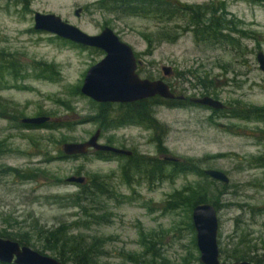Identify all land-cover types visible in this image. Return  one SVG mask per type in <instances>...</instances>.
I'll use <instances>...</instances> for the list:
<instances>
[{
	"label": "rangeland",
	"instance_id": "obj_1",
	"mask_svg": "<svg viewBox=\"0 0 264 264\" xmlns=\"http://www.w3.org/2000/svg\"><path fill=\"white\" fill-rule=\"evenodd\" d=\"M174 1L189 6L209 5V0ZM104 5L103 0H0V54L9 56L5 59L20 69L18 76L3 71L0 79V112L5 103L20 113L0 116V139H7L10 148L0 157V232H29L31 243L39 251L41 236H33L35 228L50 230L62 224L72 227V223L88 219L79 205L66 200L78 191V185L65 179L82 176L86 184L96 175L115 198H101L106 222L70 235L102 238L105 245L100 263L120 264L121 252L142 253V234L151 239V249L168 264H199L192 243L194 231L191 233L187 227L186 207L167 203L186 187H201L208 203L217 202L218 254L238 248L259 258L264 249V167L254 165L253 160L264 154V120L214 115L210 109L185 102L180 107L153 108V118L159 124L155 131L138 126L102 128L92 119L99 110L97 105L104 104L84 97L79 88L85 71L104 54L33 30V14L55 15L88 35H96L106 27L144 63L136 72L139 78L162 79L176 96L185 98L200 97V88L208 86L215 94L209 97L230 110L245 111L264 110V73L255 61L258 51L264 56V3L252 7L240 1L227 7L245 25L233 23L236 32L230 34L237 43L231 46L197 44L190 33L179 35L174 43L157 42L155 33L162 26L157 20L108 12ZM76 9H80L77 17L73 14ZM240 31L245 37L239 35ZM161 66L170 68L168 77H161ZM105 104V114H119V104ZM36 117L48 118V122L64 128L13 126L12 121ZM97 129L100 144L130 151L136 159L199 161L200 171H220L228 184L223 186L195 173L172 174L169 165L156 175L128 170L125 178V157L98 159L93 152L74 159L58 158L62 140L81 143ZM159 145L165 152H159ZM4 167L32 177L19 180L3 173ZM43 254L51 257L49 252ZM219 260L228 263L221 255Z\"/></svg>",
	"mask_w": 264,
	"mask_h": 264
},
{
	"label": "trees",
	"instance_id": "obj_2",
	"mask_svg": "<svg viewBox=\"0 0 264 264\" xmlns=\"http://www.w3.org/2000/svg\"><path fill=\"white\" fill-rule=\"evenodd\" d=\"M103 1L105 2L104 9H106L108 12H117L121 13L122 15L129 16L151 17L154 20H157L158 23L162 25L159 26L160 31L155 33L156 37L154 41L157 42L174 43L178 39L179 35L190 33L193 41L197 44L199 42H205L211 45L223 44L226 46H231L237 43V40L232 38L230 34L236 32V28L233 23H229L221 17H214V12L208 4H203L201 6H189L179 4L174 0H116L115 4L110 3L111 0ZM179 21L182 22V25H179ZM239 35H242L241 37H245L244 32L242 31H240ZM145 40L148 45L151 44L148 36L145 37ZM5 58H9V56L0 54V79L2 78V72L5 70H9V72H13L14 76H18V72H20L19 66L14 65L12 60L7 61ZM37 66L40 65L38 64ZM45 68L46 67L40 69L41 74H43ZM196 79L199 81V78ZM170 91L174 93L173 90L170 89ZM200 92V97L210 95L215 96L211 87L208 86H202L200 88ZM184 103V101L175 99L164 100L158 97H153L138 102L117 105L119 108V114L114 117L111 116V114H105V110L107 109L106 105L108 104L97 105L99 110L93 117L92 121L98 123L102 128L108 126L114 128L122 126H138L155 131L159 127V124L153 118V108L156 106L180 107ZM1 108L2 111L0 112V116L8 115V112H11L12 115H14V112L20 115L19 111H14L12 106H6L5 103L1 104ZM212 112L214 115L228 114L231 118H237L241 120H264L263 109L245 111L229 109V111L218 110ZM6 120L10 119L7 117ZM12 122L13 126L17 129H31L39 127L44 129L58 130L64 128V126L58 124L57 122H45L44 124L37 127L22 125L20 122H17V120L16 122ZM6 140L7 139L5 138L0 139V157L9 153L10 151ZM61 142L64 143L65 141L62 140ZM158 150L159 152H165L161 145H159ZM60 154L61 155L58 158L62 160L82 157H65L63 156L62 152H60ZM93 155L98 159L107 160L114 157H122L105 152H94ZM125 158L127 159V162L122 167L125 178H127L126 172L128 170L129 172L132 171L135 174H162L165 165H169L172 168V174L195 173L205 178L203 171L198 169V164L201 163L199 161L181 160L176 163H171L150 158L136 159L133 155L131 157ZM253 164L264 167V154L254 159ZM19 172L20 171H15L9 167H4L3 170V173L13 175L14 178H18L19 180H26L29 179V177H32L31 175H24L23 173L19 174ZM54 180H56L57 183L60 182L59 179L54 178ZM126 181L128 182V179H126ZM210 183L212 182L210 181ZM77 187L78 191L67 197L66 200L79 205L80 212L84 214V216L88 217L87 220L76 221L71 224L72 227H68L70 225L62 224L50 230L35 228L36 231L33 236H41L39 239L42 245L37 247L39 251L35 250V246L31 243L32 234L29 232L25 231L15 234L0 232V238L14 241L20 246L30 247L41 255H44V252H49L51 257L59 261L61 264H105L100 263L104 253L103 246L105 245L102 238H88L87 236H83L81 234L70 235V232L74 231L78 233L81 228L85 229L87 226H95L105 223L106 215L102 213V200H106L107 198L109 200H115L113 192L109 193L108 186L105 181L96 175L91 177L90 182L83 185H78ZM181 192L182 193H176L174 196H172L171 199L167 201V203L171 206L176 204L177 207L178 205L182 204L186 207L188 211L187 227L188 230L193 233V228L190 223V213L195 205L200 203H208V201H206L205 190L201 187L189 189L186 187ZM172 200H178V203H171ZM215 202L216 200H214V202H210L209 204H211L217 211V202ZM139 239V245L143 248L142 253L133 254L130 252H121L120 264H168L166 259H162V256H159L155 250L151 249L152 241L149 237L140 234ZM192 243L193 245L195 244L193 238ZM219 255H221L223 260L227 262L245 260L252 262L253 264H264V249L262 250L259 258L251 257L249 254L240 251L238 248L233 249L229 254L220 252Z\"/></svg>",
	"mask_w": 264,
	"mask_h": 264
},
{
	"label": "water",
	"instance_id": "obj_3",
	"mask_svg": "<svg viewBox=\"0 0 264 264\" xmlns=\"http://www.w3.org/2000/svg\"><path fill=\"white\" fill-rule=\"evenodd\" d=\"M80 13L76 9L75 17ZM33 30L51 34L72 44L101 51L104 56L90 66L84 74L79 93L97 104L114 103L127 104L158 97L164 100H182L183 96H175L168 85L162 80L141 79L136 74L135 58L131 48L118 40L112 31L104 27L96 35H88L76 27L60 20L52 14H33ZM258 69L264 73V56L258 51L255 54ZM163 76H169L171 70L162 66ZM187 102L213 111L222 110L224 106L219 101L209 97H189ZM22 125L37 127L48 122V118H23ZM100 131L81 143H63L60 146L65 157L85 156L89 152H105L113 155L129 157L130 151L114 148L98 143ZM163 161L176 163L181 160L164 157ZM203 174L210 180L220 184H228V178L220 171L207 169ZM66 183L83 185L86 180L82 176H69ZM190 221L194 231V242L198 252L199 264H253L249 261L223 262L219 260L217 249V218L216 210L209 203L195 205L190 213ZM0 264H61L54 258L41 255L27 246H20L14 241L0 238Z\"/></svg>",
	"mask_w": 264,
	"mask_h": 264
},
{
	"label": "flooded vegetation",
	"instance_id": "obj_4",
	"mask_svg": "<svg viewBox=\"0 0 264 264\" xmlns=\"http://www.w3.org/2000/svg\"><path fill=\"white\" fill-rule=\"evenodd\" d=\"M240 1L243 2H247L248 4H250L252 7L255 6H261L264 1L263 0H209V6L212 9V11L214 12V17H221L223 18L225 21L229 22V23H237L240 26H245L240 19H238L237 17H235L228 9L227 7L230 4H239ZM196 6H200V5H196ZM133 56L135 58V62L136 64H138V62H140L138 65H136V69L135 72H138L139 69L142 68V66H144V63H142L134 54L133 52ZM162 67V66H161ZM161 67H160V72H161V77H168V76H163L162 71H161ZM171 73V72H170ZM137 74V73H136ZM138 75V74H137ZM170 75V74H169ZM148 80V79H147ZM157 80H162V79H157ZM163 81V80H162ZM180 101H184L187 102V98L184 97V99L180 100ZM195 106V105H194ZM201 107V106H198ZM228 107H225L222 109L224 111H228ZM133 154L131 153V155L129 157H131ZM125 157V156H122ZM85 184V183H84Z\"/></svg>",
	"mask_w": 264,
	"mask_h": 264
}]
</instances>
